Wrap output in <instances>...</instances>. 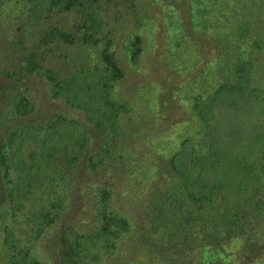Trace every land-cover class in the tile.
<instances>
[{
	"label": "rangeland",
	"instance_id": "1",
	"mask_svg": "<svg viewBox=\"0 0 264 264\" xmlns=\"http://www.w3.org/2000/svg\"><path fill=\"white\" fill-rule=\"evenodd\" d=\"M82 1L70 10L61 11L58 5V11L50 12L45 0H0V146H9L8 171L0 162V264H32L33 260L38 264H166L173 256L165 263L161 254L173 248L155 234L150 202L157 195L154 205L164 200L174 179L170 162L187 141L201 156L207 154L203 161L208 156L210 145L200 149L205 134L194 101L197 95L211 97L233 73L229 67L222 68L221 56L231 61L238 55L249 57L253 63L249 87L264 91V47L253 48V36L242 40L236 34L238 24L249 19L264 37V0H89L102 18V39L94 45L81 40L78 32L85 21ZM58 28L77 33V39L46 40ZM137 37L139 50L134 56ZM111 41L123 71L112 93L113 102L120 106L119 128L114 135L103 136L96 123L104 121L110 110L89 117L98 102L94 95L84 97L83 108L74 107L68 98L75 92H67L65 77L69 69L87 67L92 72L104 66L103 50ZM33 58L36 66L55 69L57 80L50 76L44 80ZM233 101L223 107L210 104L214 142L222 138L231 142L228 165L234 167L235 161L249 157L262 171L264 155L248 148L247 138L261 128L264 132L260 126L264 113L254 112L246 100ZM63 119L80 124L88 143L79 153L53 157L49 178L38 183L36 171L54 123ZM96 154L99 165L93 167L90 158ZM236 170L234 178L242 182V170ZM16 187V193L27 192L25 206L14 215L11 193ZM43 201H48V209L35 225L29 213ZM54 204L58 205L53 208ZM115 216L125 217L127 228L122 229ZM258 216L249 219L257 229L254 239L264 231V215ZM101 225L122 232L113 238L114 244L101 243L86 259L79 257L76 235L92 233ZM260 242L263 250L255 252L247 250L242 238L209 255L197 250L191 257L184 252L174 264H264V238Z\"/></svg>",
	"mask_w": 264,
	"mask_h": 264
},
{
	"label": "trees",
	"instance_id": "2",
	"mask_svg": "<svg viewBox=\"0 0 264 264\" xmlns=\"http://www.w3.org/2000/svg\"><path fill=\"white\" fill-rule=\"evenodd\" d=\"M78 1L45 0L49 6L47 9L50 12L56 10L55 7L58 5H61V11L70 10L72 4ZM80 3H83L81 10L85 12V21L79 26L78 30L80 31L78 32L82 34L81 40L91 41L90 43L94 45L102 39V18L96 9H92L93 5H88L89 0H84ZM236 31L239 39L242 40L253 36L251 41L253 48L264 47V37L261 38L260 36L262 32L252 24L251 20L246 19L239 23ZM76 34L58 28L47 34L46 40L60 37L74 41L77 39ZM139 43L140 37H137L133 42V46L136 47V52L133 53L134 56L138 54ZM112 46L113 41L110 42L107 49L103 50L104 66L92 70V72L87 67L84 69L82 67L80 70L76 69L75 71L69 69L67 73L70 74L65 77L66 83L70 87L67 92H75L72 99L68 98L74 107L83 108L81 102L84 97L94 95L98 102L94 105L89 117L94 118L101 110H110L107 111L104 121L96 123L98 130L103 136L114 135L119 128L120 106L113 102L112 93L115 82L123 77V71L116 53L111 50ZM241 53L239 51V54ZM31 60L35 67L36 59L34 60L33 58ZM86 64L83 66H86ZM221 65L222 68L229 67L233 73L229 72L230 74L218 85L211 97L204 99V96L197 95L194 101V111L202 123L201 129L205 134L199 141L200 149L204 150L210 145L208 156L203 161L207 154L201 156L191 142L187 141L183 150L176 154L170 162V166L174 171V179L165 191L164 200L160 199L154 205L153 200L159 196L157 195L150 202V209L154 208L151 212L154 232L158 237H165L164 242L173 248V251L168 249L167 252L161 254V256L164 255L165 263L168 258L173 256L169 263L166 264H174L177 260L176 256L184 254V252L192 257L197 250H201L200 253L202 255H209V253L216 250H226L233 240L236 241L241 238L247 241L246 248L249 252L263 250V244L260 241L261 238H264V231L257 233L259 237L254 239V232L257 229L253 228L254 225L249 222V219L250 216L259 215L258 217H260L264 215V170L258 171L250 162L249 157L235 161L234 167L228 165L231 162L229 157L231 142L225 138L218 140L216 143L214 142V136L211 133V128L214 129V127L210 126L211 122H214L210 121V104L214 103L212 108L215 106L223 107L225 103H231L233 98H237L241 101L246 100V103L251 105V109H254V112L262 115L264 106L259 104L264 102V91H261L260 88L251 89L252 87H249L253 77V63L249 57L238 55L236 60L232 59L231 61L228 57L221 56ZM35 70L44 80L46 76H50L52 81L57 80L55 69L36 66ZM235 78L239 81L231 82ZM90 79L93 80V84L87 83ZM80 80H83V85L80 84ZM243 83L249 90H246ZM53 92L56 93V88L53 89ZM114 107L116 108L114 109ZM256 109H259V111ZM260 126L264 127V125ZM261 131L263 132L262 128L252 137L247 138L250 141L247 147L264 155V141L261 140L264 138V132L260 135ZM87 140L86 132L77 122L63 119L54 123L53 133L36 171L38 183L49 178L51 170L48 168V164L53 157L58 154L66 157L71 152L79 153L81 148L88 143ZM8 148V145L0 146V162L7 165V171L9 166V161L6 159L9 155ZM76 154L72 156L76 158ZM98 159V154L91 156L90 162L93 167L99 165ZM236 169L242 170L240 174L243 179L242 182H237L234 178L238 175ZM175 177L180 180L176 182ZM197 178L202 180H193ZM226 178H229L227 182ZM16 190L17 187L11 193L14 215H16L17 210H21L25 206L24 201L26 199L23 194L27 192L19 190L16 193ZM169 194L170 201H167L166 197ZM171 199L175 201V204ZM204 200L207 202H203ZM57 205L54 204L53 208ZM194 205L200 206L195 208ZM35 207L38 210L33 211V209L29 213L31 216L29 221L36 225L39 222L37 218L41 217L42 213L48 209V201L40 202ZM155 209L156 212H154ZM53 212L56 213V210L54 209ZM114 218L120 222L122 229L127 228L128 220L125 217L115 216ZM105 220L106 223L109 222L107 217ZM107 226L101 225L89 234L76 235L75 249L79 257L86 259L101 243L114 244L113 238L118 237L122 230L108 231ZM165 254L168 256L166 257ZM14 258L11 257L10 261H14ZM32 264L38 263L33 260Z\"/></svg>",
	"mask_w": 264,
	"mask_h": 264
}]
</instances>
